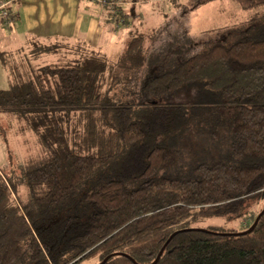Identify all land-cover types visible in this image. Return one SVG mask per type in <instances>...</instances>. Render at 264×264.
<instances>
[{
    "label": "trees",
    "instance_id": "16d2710c",
    "mask_svg": "<svg viewBox=\"0 0 264 264\" xmlns=\"http://www.w3.org/2000/svg\"><path fill=\"white\" fill-rule=\"evenodd\" d=\"M230 1L261 11L215 37L129 38L116 60L46 49L59 64L12 98L47 158L28 200L0 177V264H153L164 247L156 264H264V0Z\"/></svg>",
    "mask_w": 264,
    "mask_h": 264
},
{
    "label": "rangeland",
    "instance_id": "374dc122",
    "mask_svg": "<svg viewBox=\"0 0 264 264\" xmlns=\"http://www.w3.org/2000/svg\"><path fill=\"white\" fill-rule=\"evenodd\" d=\"M126 1L128 2V0L122 1L124 5ZM190 1L192 0H140L139 6L133 8L134 1L129 0V6H133L132 8L135 9L133 10V19L136 18L137 21L133 22L125 15L122 17L116 12L114 18L122 19L124 25L121 28L114 24L115 31L122 30L125 37L129 35L130 39L143 36L146 39L144 40L145 47H150L152 39L156 38L155 43H157V40L167 34L165 29L174 35L177 30L185 31L187 29L188 35L195 40L210 38L250 20L261 11L259 9L244 10L238 2L230 0H216L189 12V15L184 18L185 21L182 22L180 21L181 9ZM93 2L101 5L98 0ZM129 15L131 16V12ZM0 25L4 28L1 22ZM134 27L132 35L129 34L127 30H133ZM128 40H125V48ZM26 41V39H22L21 44L15 41L14 45L5 50L4 58H0V93H3L0 94V102H2L0 103V177L9 181L20 201L29 199L27 198L29 191L25 185V173L30 168L41 165L47 158V154L30 125V117L21 112L23 109L22 98H19L20 103H14L12 97L22 96L29 89L38 92L40 72L36 71V67L59 64L60 62L59 55H51L46 52L47 48L59 44ZM122 50L121 48L107 56L110 60H116L120 56V52H124ZM3 51L4 49L0 45V55ZM30 84L34 85L35 89L29 88ZM7 100L10 102L8 103ZM187 159L189 160L188 156ZM260 205L264 206V202ZM212 222L227 232L239 228L238 221L227 222L217 219ZM82 264H94V262L86 261Z\"/></svg>",
    "mask_w": 264,
    "mask_h": 264
},
{
    "label": "crops",
    "instance_id": "0c3cea01",
    "mask_svg": "<svg viewBox=\"0 0 264 264\" xmlns=\"http://www.w3.org/2000/svg\"><path fill=\"white\" fill-rule=\"evenodd\" d=\"M139 4L133 2L134 7L130 5L135 8ZM129 7L128 0L122 7L123 15L133 22L137 21L133 19L135 9ZM12 11L14 22L11 29L0 25V45L4 49L1 54H5L15 41L21 44L22 39H26L28 42L43 41L64 47L83 44L110 55L121 48L124 50L125 40L129 39V35L125 37L122 30H113L110 9L93 0H19L12 6ZM134 30L135 27L127 31L132 35ZM42 67H36V71Z\"/></svg>",
    "mask_w": 264,
    "mask_h": 264
},
{
    "label": "built area",
    "instance_id": "2783aa9c",
    "mask_svg": "<svg viewBox=\"0 0 264 264\" xmlns=\"http://www.w3.org/2000/svg\"><path fill=\"white\" fill-rule=\"evenodd\" d=\"M19 0H0V22L4 25L5 29H11L13 21H14V15L12 11V6ZM96 1V0H93ZM101 5L107 6L111 9L113 12V19L116 20V17L114 18V15L116 14L117 8L122 4V0H98Z\"/></svg>",
    "mask_w": 264,
    "mask_h": 264
},
{
    "label": "water",
    "instance_id": "95a60500",
    "mask_svg": "<svg viewBox=\"0 0 264 264\" xmlns=\"http://www.w3.org/2000/svg\"><path fill=\"white\" fill-rule=\"evenodd\" d=\"M261 214H262V213H261ZM259 218H260V216L257 218V220H256V222L253 224V226H252L249 230H247L246 232H244V233H242V234H249V233H251V232L254 230V228L256 227V225H257V223H258V221H259ZM196 231H202V232H204L205 230H196ZM174 236H175V234L171 236V238L169 239V241L167 242L166 245L169 244V242L172 240V238H173ZM166 245H165V246H166ZM164 249H165V247L162 249L161 254L164 252ZM161 254L159 255V257L157 258V260H156L153 264H156V263L158 262V260H159V258H160V256H161ZM108 259H109V258L105 259V260H104L102 263H100V264H105V263L108 261Z\"/></svg>",
    "mask_w": 264,
    "mask_h": 264
}]
</instances>
